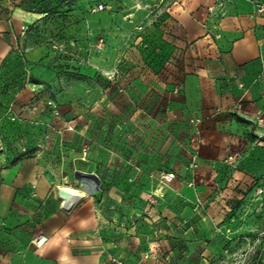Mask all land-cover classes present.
Segmentation results:
<instances>
[{
  "label": "rangeland",
  "instance_id": "rangeland-1",
  "mask_svg": "<svg viewBox=\"0 0 264 264\" xmlns=\"http://www.w3.org/2000/svg\"><path fill=\"white\" fill-rule=\"evenodd\" d=\"M10 1L40 20L0 74V188L7 170L29 162L78 184L109 212L105 264H264V174L230 182L246 151L224 162L228 183H197L199 121L168 132L161 124L156 136L137 124L140 84L163 87L164 101L181 92L187 51L172 13L190 0ZM209 1L217 42L220 23L235 16L264 37V0ZM26 87L34 96L21 104ZM262 130L256 124L250 142Z\"/></svg>",
  "mask_w": 264,
  "mask_h": 264
},
{
  "label": "crops",
  "instance_id": "crops-1",
  "mask_svg": "<svg viewBox=\"0 0 264 264\" xmlns=\"http://www.w3.org/2000/svg\"><path fill=\"white\" fill-rule=\"evenodd\" d=\"M212 7L209 0H190L173 10L180 45L187 51V76L181 92L165 96L166 101L163 87L140 84L137 124L149 125L156 136L164 132L161 124L168 132L175 122L199 121L197 183H228L224 162L237 157L239 150L246 151V160L230 174V182H247L264 174V138L250 142L257 118L264 116V37L254 23L235 16L220 23L221 42H217ZM241 7L245 10L246 5ZM33 16L10 0H0V74L24 51L31 26L40 20L32 21ZM33 91L32 87L19 91L17 102L27 104ZM43 170L33 162L7 170L0 188V264H105L103 237L109 223L105 205L95 204V197L78 184L55 181ZM179 170L191 180L185 169ZM65 186L87 196L71 210L59 195ZM13 206L19 213H12ZM39 235L47 242L37 249L32 241Z\"/></svg>",
  "mask_w": 264,
  "mask_h": 264
},
{
  "label": "bare ground",
  "instance_id": "bare-ground-1",
  "mask_svg": "<svg viewBox=\"0 0 264 264\" xmlns=\"http://www.w3.org/2000/svg\"><path fill=\"white\" fill-rule=\"evenodd\" d=\"M59 195L61 198L65 200V203L67 204L66 209L68 210L74 208V206H76L78 203H80L83 199L87 197L85 193L73 191L68 186H65L64 188H60ZM35 241L36 244H38V247L41 248L47 242V238L44 237L43 235H39L37 238H35Z\"/></svg>",
  "mask_w": 264,
  "mask_h": 264
},
{
  "label": "built area",
  "instance_id": "built-area-1",
  "mask_svg": "<svg viewBox=\"0 0 264 264\" xmlns=\"http://www.w3.org/2000/svg\"><path fill=\"white\" fill-rule=\"evenodd\" d=\"M104 7L100 5V8L97 9V11H100V10H103ZM57 115H58V112H55ZM256 124L259 126V127H263L264 126V119L263 117H258L257 120H256ZM198 160H199V156L196 154L194 157H193V165H196L198 163ZM175 178V175L173 173H169V172H165L162 174V180L164 182H171L173 181ZM45 239V238H44ZM43 240V239H42ZM32 244L36 247H38V244H36V241L33 240L32 241Z\"/></svg>",
  "mask_w": 264,
  "mask_h": 264
},
{
  "label": "water",
  "instance_id": "water-1",
  "mask_svg": "<svg viewBox=\"0 0 264 264\" xmlns=\"http://www.w3.org/2000/svg\"><path fill=\"white\" fill-rule=\"evenodd\" d=\"M82 177H84V178H86V179H90V180H92L93 182L96 183V188L99 187V185H100V180H99V178H98L96 175H93V174H89V175H87V174H82Z\"/></svg>",
  "mask_w": 264,
  "mask_h": 264
}]
</instances>
